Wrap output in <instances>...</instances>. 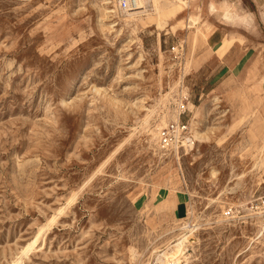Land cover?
<instances>
[{
  "label": "rangeland",
  "instance_id": "rangeland-1",
  "mask_svg": "<svg viewBox=\"0 0 264 264\" xmlns=\"http://www.w3.org/2000/svg\"><path fill=\"white\" fill-rule=\"evenodd\" d=\"M105 2L0 0V264H264V8Z\"/></svg>",
  "mask_w": 264,
  "mask_h": 264
},
{
  "label": "crops",
  "instance_id": "crops-1",
  "mask_svg": "<svg viewBox=\"0 0 264 264\" xmlns=\"http://www.w3.org/2000/svg\"><path fill=\"white\" fill-rule=\"evenodd\" d=\"M235 7L240 8V10H246L251 15L257 8H264V0H235ZM221 42V37L219 36L218 38V35H216L213 42L211 40V43H213L214 46L219 45ZM230 49L231 47H229V49L225 51L221 56H219L218 54H211L206 57L203 66L207 67V71L209 70V74H213L212 72L222 74L231 67L237 50L235 48V53H231ZM238 55L239 54H237V56Z\"/></svg>",
  "mask_w": 264,
  "mask_h": 264
},
{
  "label": "built area",
  "instance_id": "built-area-1",
  "mask_svg": "<svg viewBox=\"0 0 264 264\" xmlns=\"http://www.w3.org/2000/svg\"><path fill=\"white\" fill-rule=\"evenodd\" d=\"M118 10L123 12H134L138 10L139 0H109ZM161 140L165 145H187L191 144V139L184 123H172L161 131ZM262 222L264 224V212H262ZM264 237V228L261 232Z\"/></svg>",
  "mask_w": 264,
  "mask_h": 264
},
{
  "label": "bare ground",
  "instance_id": "bare-ground-1",
  "mask_svg": "<svg viewBox=\"0 0 264 264\" xmlns=\"http://www.w3.org/2000/svg\"><path fill=\"white\" fill-rule=\"evenodd\" d=\"M105 1L106 2L103 5H111L109 0H105ZM156 2L157 0H139V6H138L137 11H134V12H123L122 10H119V11L122 13L123 17L127 18L128 20H132L136 17L150 15L151 12L157 10ZM112 6L115 8L113 4ZM103 11L105 15L114 13L113 9H110L109 7H104ZM77 76L79 77L80 75L78 74ZM258 238L259 236L256 239ZM181 245H182V241H178L174 245L167 247L165 250L158 253L157 260L162 261L163 264H174V263H171V261H168L169 255L171 257L172 252L177 251ZM173 254H176V253H173Z\"/></svg>",
  "mask_w": 264,
  "mask_h": 264
}]
</instances>
